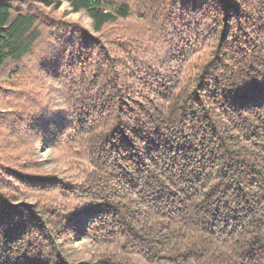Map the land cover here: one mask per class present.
Returning a JSON list of instances; mask_svg holds the SVG:
<instances>
[{"label": "trees", "instance_id": "trees-1", "mask_svg": "<svg viewBox=\"0 0 264 264\" xmlns=\"http://www.w3.org/2000/svg\"><path fill=\"white\" fill-rule=\"evenodd\" d=\"M0 264H264V0H0Z\"/></svg>", "mask_w": 264, "mask_h": 264}, {"label": "rangeland", "instance_id": "rangeland-1", "mask_svg": "<svg viewBox=\"0 0 264 264\" xmlns=\"http://www.w3.org/2000/svg\"><path fill=\"white\" fill-rule=\"evenodd\" d=\"M58 15H63L66 19H70L80 23L83 27H85L89 32L92 33L91 20L82 12L74 13L71 12L68 5L63 3L59 9L55 11ZM35 150L39 157V160L44 162V167L46 169H50L52 167L49 162L52 150L50 148L49 141L46 139H39L35 143Z\"/></svg>", "mask_w": 264, "mask_h": 264}]
</instances>
